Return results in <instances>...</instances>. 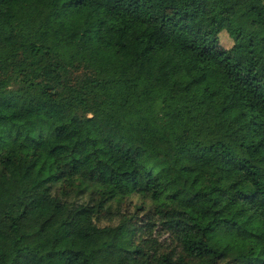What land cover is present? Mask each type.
<instances>
[{"label": "trees", "instance_id": "obj_1", "mask_svg": "<svg viewBox=\"0 0 264 264\" xmlns=\"http://www.w3.org/2000/svg\"><path fill=\"white\" fill-rule=\"evenodd\" d=\"M101 196L170 240L133 264H264V0H0V225Z\"/></svg>", "mask_w": 264, "mask_h": 264}, {"label": "clouds", "instance_id": "obj_2", "mask_svg": "<svg viewBox=\"0 0 264 264\" xmlns=\"http://www.w3.org/2000/svg\"><path fill=\"white\" fill-rule=\"evenodd\" d=\"M104 198L98 197L96 206L89 208L82 216L77 215L79 209L68 210L67 214L58 218L55 228H49L45 222L47 218L38 215L15 231L9 230L11 221L0 225V264H22L18 259L21 249L32 251L42 264H66L67 256L64 260L60 256H54L51 260L48 257L49 252L55 254L65 249L72 250V264H133L134 250L138 248L148 251L149 255L156 253L153 260L159 261L165 254L164 248L160 247L163 235L158 234L156 229L149 231L140 225L139 231L129 235V222L134 218L144 221L149 210L146 208L143 212H137L140 204L128 209L125 203V207L117 211L124 201H109L100 206V200ZM65 220L68 225H64ZM145 223L149 224L150 221ZM156 223L158 227L163 221ZM21 236L30 237L31 241H22Z\"/></svg>", "mask_w": 264, "mask_h": 264}, {"label": "rangeland", "instance_id": "obj_3", "mask_svg": "<svg viewBox=\"0 0 264 264\" xmlns=\"http://www.w3.org/2000/svg\"><path fill=\"white\" fill-rule=\"evenodd\" d=\"M240 12H241V13L238 14V16H242L243 14H245L244 11H242V10H241ZM243 17H244V16H243ZM221 45L224 46V47L227 48V49H230V48L233 47L234 43H233L232 39L228 36L227 33H223V34L221 35ZM56 190H57V189H56ZM56 190H55V191H56ZM55 194H57V193H55ZM141 201H142V204H141ZM125 203L127 204V208H128V209H131V208L133 207V205L140 204L141 206L137 208V212H143V210H139V209H140V208L145 209L144 207H145V203H146V202H144V200H142V199H140V198H138V197H133V198L128 199L127 201H125V202L123 203V205H121V206L119 205L117 211H119L120 209H123V208L125 207ZM146 207H147V209H148L150 206L147 205ZM145 220H146V217L144 218V221H138V220H136V223H137L138 225H140V227H142L143 225H145ZM138 228H139V227H138ZM144 228H145V227H144ZM157 232H158V230H157ZM168 243H170V240L168 239V236H163V240L160 242V246H162V245H166V244H168Z\"/></svg>", "mask_w": 264, "mask_h": 264}]
</instances>
